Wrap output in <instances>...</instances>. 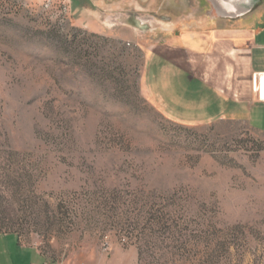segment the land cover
<instances>
[{
    "label": "rangeland",
    "instance_id": "obj_1",
    "mask_svg": "<svg viewBox=\"0 0 264 264\" xmlns=\"http://www.w3.org/2000/svg\"><path fill=\"white\" fill-rule=\"evenodd\" d=\"M262 4L0 0V264H264V133L152 59Z\"/></svg>",
    "mask_w": 264,
    "mask_h": 264
},
{
    "label": "crops",
    "instance_id": "obj_2",
    "mask_svg": "<svg viewBox=\"0 0 264 264\" xmlns=\"http://www.w3.org/2000/svg\"><path fill=\"white\" fill-rule=\"evenodd\" d=\"M152 59L162 82L171 84L177 102L190 105L189 113L215 121L232 112L264 133V104L256 98L257 78L264 75V4L236 25L210 27V32L187 42L156 44ZM261 91L264 95L263 80ZM158 96L165 99L163 94ZM172 106L179 109L173 112H184L181 104ZM17 246L45 264L35 249Z\"/></svg>",
    "mask_w": 264,
    "mask_h": 264
},
{
    "label": "water",
    "instance_id": "obj_3",
    "mask_svg": "<svg viewBox=\"0 0 264 264\" xmlns=\"http://www.w3.org/2000/svg\"><path fill=\"white\" fill-rule=\"evenodd\" d=\"M215 10L226 18H239L251 11L252 6L258 0H209ZM222 4L231 8L230 11H224Z\"/></svg>",
    "mask_w": 264,
    "mask_h": 264
},
{
    "label": "built area",
    "instance_id": "obj_4",
    "mask_svg": "<svg viewBox=\"0 0 264 264\" xmlns=\"http://www.w3.org/2000/svg\"><path fill=\"white\" fill-rule=\"evenodd\" d=\"M261 76L257 78V84H256V98L257 101L264 104V95L261 91Z\"/></svg>",
    "mask_w": 264,
    "mask_h": 264
},
{
    "label": "bare ground",
    "instance_id": "obj_5",
    "mask_svg": "<svg viewBox=\"0 0 264 264\" xmlns=\"http://www.w3.org/2000/svg\"><path fill=\"white\" fill-rule=\"evenodd\" d=\"M221 6L224 7V8H223L224 11H230V10H231V8H229V6H227V5H225V4H222ZM262 80L264 81V75L261 77V82H262ZM261 82H260V83H261Z\"/></svg>",
    "mask_w": 264,
    "mask_h": 264
},
{
    "label": "trees",
    "instance_id": "obj_6",
    "mask_svg": "<svg viewBox=\"0 0 264 264\" xmlns=\"http://www.w3.org/2000/svg\"><path fill=\"white\" fill-rule=\"evenodd\" d=\"M4 234H12V235H15V237H16V239H17V244L21 246V244H20V240H19L17 234H15V233H4Z\"/></svg>",
    "mask_w": 264,
    "mask_h": 264
}]
</instances>
